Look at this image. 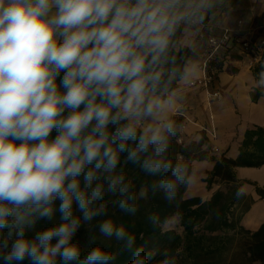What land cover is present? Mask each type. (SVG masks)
<instances>
[{
  "label": "clouds",
  "instance_id": "clouds-1",
  "mask_svg": "<svg viewBox=\"0 0 264 264\" xmlns=\"http://www.w3.org/2000/svg\"><path fill=\"white\" fill-rule=\"evenodd\" d=\"M221 2L0 0L4 264H114L123 252L130 264H177L167 248L138 245L108 212L134 216L149 192L172 204L192 183L191 162L173 157L172 147L200 65L196 46L180 38L199 33ZM254 86L264 91V65ZM129 165L159 179L137 188ZM57 212L59 222L37 230ZM98 217H108L96 225L100 236L119 249L85 253L74 240ZM148 220L161 223L157 213Z\"/></svg>",
  "mask_w": 264,
  "mask_h": 264
},
{
  "label": "trees",
  "instance_id": "trees-1",
  "mask_svg": "<svg viewBox=\"0 0 264 264\" xmlns=\"http://www.w3.org/2000/svg\"><path fill=\"white\" fill-rule=\"evenodd\" d=\"M219 62L220 59L212 65ZM261 65H264V53L254 67L255 74ZM250 96L252 100H257L264 93L251 92ZM203 143L204 140L201 139L198 143L181 144L176 139L173 142L172 155L190 162L206 159L207 154L201 150ZM261 165H264V126H254L244 131L237 156L221 154L202 179L207 190L211 189L217 179L224 183L225 189L218 188L209 198L203 199L199 195L185 196L187 187H182L172 204L164 200L162 194L152 195L149 192L148 199L139 202V210L134 216L111 206L108 216L118 224L127 225L136 235L137 244L145 245L146 251L167 248L176 257L177 264H264V222L253 230L241 224L243 214L250 209L254 200L243 191L242 195L237 196L241 182L236 171L237 167ZM129 169L133 171H129V175L137 188L142 183L150 184L159 179L143 173L137 175L134 173L137 170L131 165ZM255 191L264 199V187L256 185ZM58 205L59 201L57 207ZM152 213H157L160 217L161 223L158 227H154L148 220ZM56 217L60 219L59 212ZM173 217L178 219L181 232L175 228L161 227ZM106 218L108 217H98L91 224H82L76 233L74 240L80 243L85 253L96 245L110 250L119 249L120 245L114 238L106 239L97 230L98 222ZM51 224V221H40L38 226L44 228ZM87 230L90 231L89 235L83 241L80 240L81 234ZM93 235L97 237L94 243L90 242ZM131 260V254L123 252L118 255L114 264H130ZM0 264H4L3 260H0ZM22 264L30 262L25 260Z\"/></svg>",
  "mask_w": 264,
  "mask_h": 264
},
{
  "label": "crops",
  "instance_id": "crops-1",
  "mask_svg": "<svg viewBox=\"0 0 264 264\" xmlns=\"http://www.w3.org/2000/svg\"><path fill=\"white\" fill-rule=\"evenodd\" d=\"M239 20L241 23H238ZM262 24H264V0H222L216 15L207 21L206 26H213L214 31L218 33L222 28H228L233 36L240 35L242 38L255 39V31ZM205 27L199 33H188L180 38L182 46L195 45L197 48L196 59L200 65L197 77L202 75L201 64L205 56L206 41L200 33ZM231 47L221 55L219 64L211 66L215 74L214 87L223 92L220 99H208L204 91L198 87L188 86L184 90L183 114L178 117L184 125L179 136L182 143H198L203 139L201 148L207 145L212 148L216 146L215 151H218L217 154L208 152L206 159L191 161L192 179L210 170L221 154L236 157L247 128L264 126V96H260L257 100H252L250 96L251 92L264 93L254 86L256 64L252 66L249 55L241 53L236 46ZM236 171L242 177L264 183V165L237 167ZM190 190L189 185L186 190L188 196L196 195ZM245 191L253 193L250 188ZM258 206L264 207V201L254 203L249 213ZM262 219L249 225H254L252 229H256L261 222H264Z\"/></svg>",
  "mask_w": 264,
  "mask_h": 264
},
{
  "label": "built area",
  "instance_id": "built-area-1",
  "mask_svg": "<svg viewBox=\"0 0 264 264\" xmlns=\"http://www.w3.org/2000/svg\"><path fill=\"white\" fill-rule=\"evenodd\" d=\"M238 23H241L239 20ZM255 39L242 38L240 35H231V31L228 28H222L220 33L214 31V27L207 25L200 33L206 41L205 56L201 64L202 75L196 77L195 81L190 87L201 88L208 99H220L223 96L221 89L214 87L215 74L211 70L213 62L221 60L222 54L225 51L230 50L233 45L236 46L241 53L250 56V64L253 66L257 64L264 53V24H262L258 30L255 31ZM179 143H182L181 138L177 139ZM214 150H217L216 146H213Z\"/></svg>",
  "mask_w": 264,
  "mask_h": 264
},
{
  "label": "rangeland",
  "instance_id": "rangeland-1",
  "mask_svg": "<svg viewBox=\"0 0 264 264\" xmlns=\"http://www.w3.org/2000/svg\"><path fill=\"white\" fill-rule=\"evenodd\" d=\"M181 144H184V143H181ZM207 145V144H206ZM201 150H202V152H204V153H208V152H216V154L218 153V151H215L212 147H210V146H206V147H203V148H201ZM206 173H207V171L205 172V174H203V175H198L197 177H193V180H194V182H193V186H191V184H190V187H191V190L190 191H192L193 193L192 194H196V195H199V196H201L202 198H209L210 197V195L212 194V192L214 191V190H216V189H225V185H224V183L222 182V181H220V180H216V182L215 183H213L212 184V186H211V189L210 190H207L206 188H205V183H204V181L202 180L205 176H206ZM254 176H256V175H254ZM237 177L239 178V180H240V182H241V185L239 186V188H240V190H242L244 193H246L247 195H249L250 197H252L253 198V202L251 203V206H250V209H251V207H252V205L254 204V203H258L259 201H264V199H261L260 197H259V195L256 193V191H255V186L257 185V186H260V187H264V183H261V182H258L257 180H255V179H250V178H245V177H242L241 175H238L237 174ZM252 177V176H251ZM257 177V176H256ZM249 186V187H248ZM247 188H250V190H252V192L253 193H247L245 190L247 189ZM185 196H188L187 195V192L185 193ZM250 209L248 210V211H246L244 214H243V216H242V219H241V224L242 225H244L246 228H248V229H252V227L254 226V225H249V221H248V217H249V215L252 213V211H251V213H249V211H250ZM238 210H239V207H238ZM238 210H236V212L238 211ZM245 218H246V221H247V223H246V221H245ZM262 220H264V219H262ZM57 222H59V218L58 217H54L53 218V220L51 221V223L53 224V223H57ZM250 224H254V223H250ZM163 229H167V228H175L176 230H178L179 232H181L182 231V228L179 226V221H178V219L177 218H171L169 221H167L166 223H164L162 226H161ZM41 227L40 226H38L37 225V230H39ZM97 230H98V228H97ZM253 230V229H252ZM99 231V230H98ZM89 233H90V231H84L82 234H81V238L82 239H80V240H82L83 241V238H85V237H87L88 235H89ZM0 260H2V259H0Z\"/></svg>",
  "mask_w": 264,
  "mask_h": 264
},
{
  "label": "bare ground",
  "instance_id": "bare-ground-1",
  "mask_svg": "<svg viewBox=\"0 0 264 264\" xmlns=\"http://www.w3.org/2000/svg\"><path fill=\"white\" fill-rule=\"evenodd\" d=\"M194 180L192 179L191 186H193ZM251 213V212H250ZM264 218V207H256L248 217L250 223H256L258 220Z\"/></svg>",
  "mask_w": 264,
  "mask_h": 264
}]
</instances>
